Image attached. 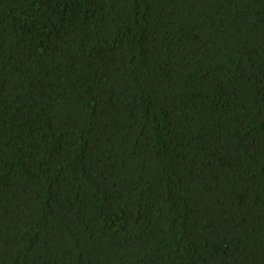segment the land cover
Returning a JSON list of instances; mask_svg holds the SVG:
<instances>
[{
    "label": "trees",
    "instance_id": "trees-1",
    "mask_svg": "<svg viewBox=\"0 0 264 264\" xmlns=\"http://www.w3.org/2000/svg\"><path fill=\"white\" fill-rule=\"evenodd\" d=\"M0 264H264V0H0Z\"/></svg>",
    "mask_w": 264,
    "mask_h": 264
}]
</instances>
